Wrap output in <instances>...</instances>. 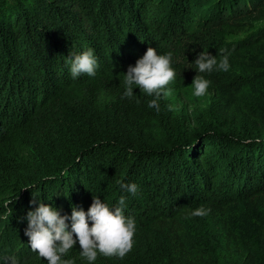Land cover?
Returning a JSON list of instances; mask_svg holds the SVG:
<instances>
[{
	"label": "trees",
	"instance_id": "obj_1",
	"mask_svg": "<svg viewBox=\"0 0 264 264\" xmlns=\"http://www.w3.org/2000/svg\"><path fill=\"white\" fill-rule=\"evenodd\" d=\"M149 46L172 51L176 70L158 112L139 87L122 98L123 72ZM86 47L97 73L73 79L66 57ZM220 49L231 52L229 69L202 74L216 94L186 109L177 95L197 75V54L219 59ZM263 59L264 0H0V259L47 264L24 232L33 199L63 214L87 210L92 195L114 204L124 194L134 246L94 264H264L263 210L227 238L217 227L218 212L264 209ZM217 89L237 96V111ZM117 179L137 183V194ZM200 205L207 215H190ZM189 216L205 243L196 248L181 237ZM79 250L69 255L86 264Z\"/></svg>",
	"mask_w": 264,
	"mask_h": 264
},
{
	"label": "clouds",
	"instance_id": "obj_2",
	"mask_svg": "<svg viewBox=\"0 0 264 264\" xmlns=\"http://www.w3.org/2000/svg\"><path fill=\"white\" fill-rule=\"evenodd\" d=\"M231 52L220 49L219 59L209 51H200L194 63L197 75L194 77L193 95L204 96L209 90L211 80L202 75L214 70L227 71L230 67ZM65 63L73 79L81 74L95 76L98 68L97 56L92 47L78 52H70ZM173 52H158L149 46L134 64H129L123 72L122 98L135 97L134 88L147 94L149 108L160 111L159 101L167 98L172 89L167 87L176 80L173 67ZM135 86V87H134ZM169 108L172 105H168ZM122 193L137 194L139 185L135 182L116 180ZM127 196L121 194L114 204H109L100 195H92V202L85 210L82 205H71L70 213L44 203L42 200L30 201L34 208L27 211L24 230L28 245L39 257L47 259V264H76V258L69 255L78 243L79 257L86 264H94L98 255L123 258L134 246L136 220L125 212ZM210 209L204 205L190 210L192 216H205ZM0 264H21L20 258L8 256L0 259Z\"/></svg>",
	"mask_w": 264,
	"mask_h": 264
},
{
	"label": "rangeland",
	"instance_id": "obj_3",
	"mask_svg": "<svg viewBox=\"0 0 264 264\" xmlns=\"http://www.w3.org/2000/svg\"><path fill=\"white\" fill-rule=\"evenodd\" d=\"M262 25V22L255 21L250 23L245 28L239 30L238 32H234L231 34V38H239L244 35H248L252 31H255L259 26ZM261 58V57H258ZM258 58H255L258 60ZM264 60V59H263ZM193 80L188 82L187 84H184L179 88L178 95H177V101L182 106H184L186 109L191 110L197 106H203L209 100L213 97L214 94H216V89L209 86V90L207 94L204 96H194L193 95ZM219 95L222 96V105L224 108L228 111H237L238 109V98L232 93H229L227 91H223L220 89ZM259 205V204H258ZM250 210L255 215L257 214V210H263L259 206L253 207V206H235L233 208H230L228 210H225L223 212L217 213V223H221L218 227L220 234L222 236L226 235V238L229 236V232L235 233L237 227L240 225V219L244 218L246 214L250 215ZM191 217L186 218V228L185 231L181 234V237L183 240L190 246V247H198V245L201 243V245H204L203 237L201 236V232L197 228V226L191 221ZM199 243V244H198Z\"/></svg>",
	"mask_w": 264,
	"mask_h": 264
}]
</instances>
